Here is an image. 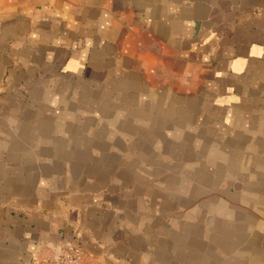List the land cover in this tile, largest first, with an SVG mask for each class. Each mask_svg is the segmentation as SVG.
<instances>
[{"label": "crops", "instance_id": "1", "mask_svg": "<svg viewBox=\"0 0 264 264\" xmlns=\"http://www.w3.org/2000/svg\"><path fill=\"white\" fill-rule=\"evenodd\" d=\"M264 264V0H0V264Z\"/></svg>", "mask_w": 264, "mask_h": 264}, {"label": "built area", "instance_id": "2", "mask_svg": "<svg viewBox=\"0 0 264 264\" xmlns=\"http://www.w3.org/2000/svg\"><path fill=\"white\" fill-rule=\"evenodd\" d=\"M34 264H81V251L72 245H61L55 255Z\"/></svg>", "mask_w": 264, "mask_h": 264}]
</instances>
